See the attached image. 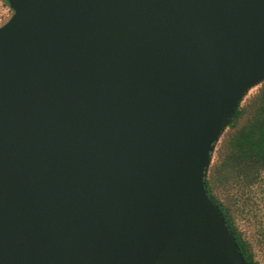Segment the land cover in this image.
<instances>
[{
    "label": "water",
    "instance_id": "95a60500",
    "mask_svg": "<svg viewBox=\"0 0 264 264\" xmlns=\"http://www.w3.org/2000/svg\"><path fill=\"white\" fill-rule=\"evenodd\" d=\"M6 1L0 264H246L205 178L264 0Z\"/></svg>",
    "mask_w": 264,
    "mask_h": 264
},
{
    "label": "trees",
    "instance_id": "16d2710c",
    "mask_svg": "<svg viewBox=\"0 0 264 264\" xmlns=\"http://www.w3.org/2000/svg\"><path fill=\"white\" fill-rule=\"evenodd\" d=\"M263 179L264 82L231 115L205 178L207 195L218 207L246 264L258 262L236 224V214L248 213L250 194Z\"/></svg>",
    "mask_w": 264,
    "mask_h": 264
},
{
    "label": "rangeland",
    "instance_id": "374dc122",
    "mask_svg": "<svg viewBox=\"0 0 264 264\" xmlns=\"http://www.w3.org/2000/svg\"><path fill=\"white\" fill-rule=\"evenodd\" d=\"M13 12L4 0H0V26L6 23ZM260 85L252 88L243 101L252 97ZM214 159V154L212 162ZM247 214H236V224L251 243V248L258 264H264V179L260 185L253 188L250 194Z\"/></svg>",
    "mask_w": 264,
    "mask_h": 264
}]
</instances>
